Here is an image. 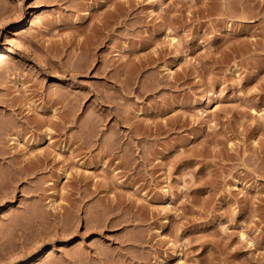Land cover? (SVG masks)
I'll list each match as a JSON object with an SVG mask.
<instances>
[{
	"label": "rangeland",
	"instance_id": "obj_1",
	"mask_svg": "<svg viewBox=\"0 0 264 264\" xmlns=\"http://www.w3.org/2000/svg\"><path fill=\"white\" fill-rule=\"evenodd\" d=\"M4 46L0 264H264V0H0Z\"/></svg>",
	"mask_w": 264,
	"mask_h": 264
},
{
	"label": "bare ground",
	"instance_id": "obj_2",
	"mask_svg": "<svg viewBox=\"0 0 264 264\" xmlns=\"http://www.w3.org/2000/svg\"><path fill=\"white\" fill-rule=\"evenodd\" d=\"M11 53H13V50H12L10 47H8V46H4V47L0 48V63H1V62L7 57V55H10ZM9 127H10V126H9ZM8 129H9V128H8ZM47 131H49V130H47ZM46 135H47V134H46ZM47 139H49V137H48ZM11 140H12V142H13V141H14V142L17 141L16 138H11ZM0 152H1V151H0ZM2 153L4 154V152H3V151L1 152V154H0L1 156H2ZM4 155H5V154H4ZM41 156H42V155H39L40 158L43 157V156H42V157H41ZM39 157H38V156H35L34 159L36 160V158H39ZM40 158L37 159V161L40 160ZM45 158H46V157H45ZM45 158H44V159H45ZM35 162H36V161H35ZM35 162L33 161V163H35ZM39 162H41V160H40ZM39 162H38V164H39ZM43 162H44V161H43ZM36 163H37V162H36ZM9 165H10V164H9ZM24 165H25V164H24ZM19 166H20V165L15 166V167H18V168H15V169H14V171H15L14 174H13L14 176H15V173H16L17 170H18V171H17L16 174L19 175V176L21 175V174H18V172H21V169H22V167H23V164H21V167H19ZM8 167H9V166H8ZM8 167H7V170L9 169ZM7 172H8V171H7ZM7 172H6V173H7ZM110 172H111V173H110ZM110 172H109V175L111 174V175H110V178H113V179H114V178H117V174H118L117 172L112 171V170H111ZM9 173H10V170H9ZM5 175H6V174H5ZM6 176H8V175H6ZM21 177H22V176H21ZM21 177H18V178L21 179ZM9 178H10V177H8V180H10ZM3 179L5 180V176H4ZM3 179H1V180H3ZM8 180H7L6 182H9ZM2 182H4V181H1L0 185L2 184ZM6 182H5V184H6ZM3 184H4V183H3ZM5 184H4V185H5ZM8 185H9V184H8ZM0 187H1V189H2V187H4V186L2 185V186H0ZM6 187H7V186H6ZM4 189H5V188H4ZM6 189H7V188H6ZM8 190H9V189H8ZM1 191H3V192H1V193H3L2 195H5V193H7L8 195H10V194H9L10 191H9V192H6V191L3 190V189H2ZM4 191H5V192H4ZM8 195H5V196H8ZM0 197H1V194H0ZM48 216H50V215H48ZM46 219L48 220L47 217H46ZM242 236H243V235H241V238H242ZM96 254H97V253H96ZM100 254H101V253H100ZM97 255H98V254H97ZM101 255H102V254H101ZM87 256H88V255H87ZM99 256H100V255H99ZM90 257H91V256H90ZM147 259H148V258H147ZM101 261H104V260H102V258H101ZM145 261H146V260H145ZM145 261H144V262H145ZM143 264H144V263H143ZM145 264H146V263H145Z\"/></svg>",
	"mask_w": 264,
	"mask_h": 264
}]
</instances>
